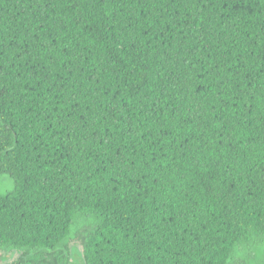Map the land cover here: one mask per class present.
I'll return each mask as SVG.
<instances>
[{"label":"trees","instance_id":"16d2710c","mask_svg":"<svg viewBox=\"0 0 264 264\" xmlns=\"http://www.w3.org/2000/svg\"><path fill=\"white\" fill-rule=\"evenodd\" d=\"M1 180L5 264H264V0H0Z\"/></svg>","mask_w":264,"mask_h":264},{"label":"rangeland","instance_id":"374dc122","mask_svg":"<svg viewBox=\"0 0 264 264\" xmlns=\"http://www.w3.org/2000/svg\"><path fill=\"white\" fill-rule=\"evenodd\" d=\"M0 189L8 190L11 189V181L1 180ZM77 242H74L71 245V262L72 264H85L84 259L81 253L79 246H75ZM78 244V243H77ZM75 246V247H74ZM17 258L16 253H5L0 251V264H5L11 262Z\"/></svg>","mask_w":264,"mask_h":264}]
</instances>
